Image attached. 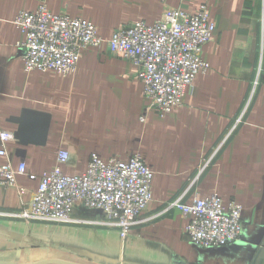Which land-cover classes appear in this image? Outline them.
Wrapping results in <instances>:
<instances>
[{
	"label": "crops",
	"instance_id": "crops-1",
	"mask_svg": "<svg viewBox=\"0 0 264 264\" xmlns=\"http://www.w3.org/2000/svg\"><path fill=\"white\" fill-rule=\"evenodd\" d=\"M43 2L93 23L106 41L171 9L196 14L206 5L216 25L202 53L210 70L164 118L150 108L138 68L107 44L85 51L67 77L27 73L14 19ZM0 131L14 135L0 164L25 161L28 174L54 171L63 150L69 176L84 174L93 156L129 162L137 153L154 173L153 201L128 237L99 225L0 218V264H264V0H0ZM18 185L26 192L0 188V211H20L39 181L18 176ZM214 194L242 205L244 234L204 249L186 234L189 217L169 205ZM72 215L102 219L81 204Z\"/></svg>",
	"mask_w": 264,
	"mask_h": 264
},
{
	"label": "built area",
	"instance_id": "built-area-1",
	"mask_svg": "<svg viewBox=\"0 0 264 264\" xmlns=\"http://www.w3.org/2000/svg\"><path fill=\"white\" fill-rule=\"evenodd\" d=\"M14 24L25 35L24 41L18 43L24 50L25 72H53L67 77L76 72L85 51L107 44L111 53L138 68L144 95L161 118L181 108L197 76L210 70L202 53L216 31L206 5L196 14L171 9L153 24L135 22L114 31L108 41L93 23L55 14L45 2L34 12H20ZM13 140V134L0 131V159L8 158L4 145ZM69 162L70 154L60 151L54 171L43 175L28 174L25 161L18 169L9 163L0 164V188L14 187L23 194L26 190L18 185V176L39 181L29 203L23 204L20 211H0V218L26 223L99 225L118 229L123 237H128L153 201L154 173L146 159L140 153L129 162L104 161L93 156L87 171L80 176L64 173L63 167ZM77 204L88 211H100L102 219L74 218L72 211ZM169 208L179 209L189 217L186 234L197 247L223 248L243 238V207L236 201L225 204L214 194L196 198L190 206L184 205L181 198Z\"/></svg>",
	"mask_w": 264,
	"mask_h": 264
},
{
	"label": "water",
	"instance_id": "water-1",
	"mask_svg": "<svg viewBox=\"0 0 264 264\" xmlns=\"http://www.w3.org/2000/svg\"><path fill=\"white\" fill-rule=\"evenodd\" d=\"M97 214H100L101 215L102 213L100 211H97Z\"/></svg>",
	"mask_w": 264,
	"mask_h": 264
}]
</instances>
